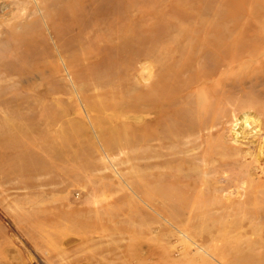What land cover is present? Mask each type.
<instances>
[{
	"label": "rangeland",
	"instance_id": "rangeland-1",
	"mask_svg": "<svg viewBox=\"0 0 264 264\" xmlns=\"http://www.w3.org/2000/svg\"><path fill=\"white\" fill-rule=\"evenodd\" d=\"M0 264H264V0H0Z\"/></svg>",
	"mask_w": 264,
	"mask_h": 264
},
{
	"label": "bare ground",
	"instance_id": "bare-ground-1",
	"mask_svg": "<svg viewBox=\"0 0 264 264\" xmlns=\"http://www.w3.org/2000/svg\"><path fill=\"white\" fill-rule=\"evenodd\" d=\"M149 114H137V115H130V114H124V115H121V120L122 121H129V122H132L136 125H140L142 124L145 119L147 118ZM253 122V121H252ZM254 123V122H253ZM257 126V125H256ZM263 144V143H262ZM261 148H262V145L260 146L259 148V153L261 152ZM179 199V198H178ZM181 199V198H180ZM196 203L198 204H202V203H206L207 200H209L206 195L201 191H199L198 193H196L194 195V197L192 198ZM193 207V206H192ZM195 207V206H194ZM193 207V208H194ZM192 208V209H193ZM195 209V208H194Z\"/></svg>",
	"mask_w": 264,
	"mask_h": 264
}]
</instances>
